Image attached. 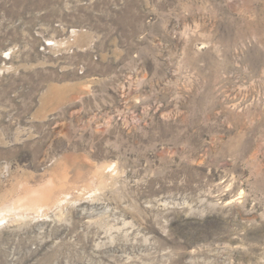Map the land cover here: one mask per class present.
<instances>
[{"label": "rangeland", "instance_id": "374dc122", "mask_svg": "<svg viewBox=\"0 0 264 264\" xmlns=\"http://www.w3.org/2000/svg\"><path fill=\"white\" fill-rule=\"evenodd\" d=\"M0 264H264V0H0Z\"/></svg>", "mask_w": 264, "mask_h": 264}, {"label": "bare ground", "instance_id": "6f19581e", "mask_svg": "<svg viewBox=\"0 0 264 264\" xmlns=\"http://www.w3.org/2000/svg\"><path fill=\"white\" fill-rule=\"evenodd\" d=\"M31 201V200H30ZM29 202V201H28Z\"/></svg>", "mask_w": 264, "mask_h": 264}]
</instances>
